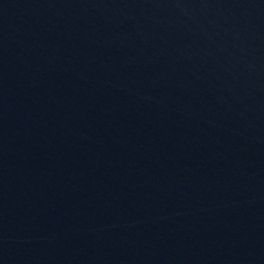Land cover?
Wrapping results in <instances>:
<instances>
[{
  "label": "water",
  "instance_id": "95a60500",
  "mask_svg": "<svg viewBox=\"0 0 264 264\" xmlns=\"http://www.w3.org/2000/svg\"><path fill=\"white\" fill-rule=\"evenodd\" d=\"M0 264H264V0H0Z\"/></svg>",
  "mask_w": 264,
  "mask_h": 264
}]
</instances>
